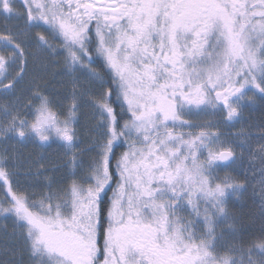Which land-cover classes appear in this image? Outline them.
<instances>
[{
    "label": "snow or ice",
    "instance_id": "obj_1",
    "mask_svg": "<svg viewBox=\"0 0 264 264\" xmlns=\"http://www.w3.org/2000/svg\"><path fill=\"white\" fill-rule=\"evenodd\" d=\"M257 106L264 0H0V264H264Z\"/></svg>",
    "mask_w": 264,
    "mask_h": 264
},
{
    "label": "trees",
    "instance_id": "obj_2",
    "mask_svg": "<svg viewBox=\"0 0 264 264\" xmlns=\"http://www.w3.org/2000/svg\"><path fill=\"white\" fill-rule=\"evenodd\" d=\"M262 122H264V108L257 106L255 109H253L250 113L247 114V123L245 124V127L251 125V127L255 129ZM245 199L247 207L254 210L256 206L252 203L251 189L249 190V193L247 194Z\"/></svg>",
    "mask_w": 264,
    "mask_h": 264
},
{
    "label": "rangeland",
    "instance_id": "obj_3",
    "mask_svg": "<svg viewBox=\"0 0 264 264\" xmlns=\"http://www.w3.org/2000/svg\"><path fill=\"white\" fill-rule=\"evenodd\" d=\"M239 125L237 126V129H234V131L238 130L239 129ZM28 151H31V152H35V153H39V149H34L32 148L31 146H29L28 148ZM59 149L54 145L52 148L50 149H47L46 151H44V156L48 159H52V160H55L59 154Z\"/></svg>",
    "mask_w": 264,
    "mask_h": 264
}]
</instances>
